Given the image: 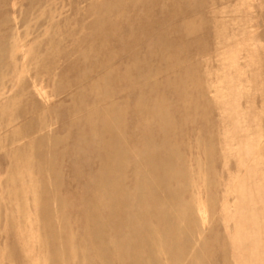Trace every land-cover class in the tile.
I'll list each match as a JSON object with an SVG mask.
<instances>
[{
  "label": "rangeland",
  "instance_id": "374dc122",
  "mask_svg": "<svg viewBox=\"0 0 264 264\" xmlns=\"http://www.w3.org/2000/svg\"><path fill=\"white\" fill-rule=\"evenodd\" d=\"M134 261L264 264V0H0V264Z\"/></svg>",
  "mask_w": 264,
  "mask_h": 264
},
{
  "label": "bare ground",
  "instance_id": "6f19581e",
  "mask_svg": "<svg viewBox=\"0 0 264 264\" xmlns=\"http://www.w3.org/2000/svg\"><path fill=\"white\" fill-rule=\"evenodd\" d=\"M93 25V24H92ZM87 42V41H86ZM88 43V42H87ZM77 70V69H76ZM87 75V74H86ZM89 76V75H88ZM79 77V76H78ZM90 77H92V76H90ZM89 77V78H90ZM88 78V77H87ZM110 145H112L111 143H109ZM146 161H148V158L146 159ZM147 167H154L155 169H157L155 166H151V165H149V163H147ZM162 177V175L161 174H159L158 172H157V177H155L154 179H156V178H158V177ZM147 177H149V179H153V178H151V176H149V175H141V176H139V177H137L136 176V181H144V180H146L147 179ZM142 211V210H141ZM138 212V211H137ZM135 217V216H134ZM133 238H134V236H132ZM172 250H174L175 251V249H173V248H171ZM180 250V249H179ZM178 251V250H177ZM132 259L134 260L135 259V255H132ZM133 264H137V263H135V261L133 262Z\"/></svg>",
  "mask_w": 264,
  "mask_h": 264
}]
</instances>
